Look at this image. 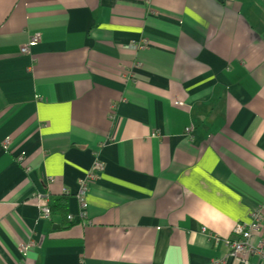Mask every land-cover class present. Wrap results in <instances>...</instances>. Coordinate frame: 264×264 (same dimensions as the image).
Listing matches in <instances>:
<instances>
[{"label": "crops", "instance_id": "0c3cea01", "mask_svg": "<svg viewBox=\"0 0 264 264\" xmlns=\"http://www.w3.org/2000/svg\"><path fill=\"white\" fill-rule=\"evenodd\" d=\"M263 205L264 0H0V264H242Z\"/></svg>", "mask_w": 264, "mask_h": 264}, {"label": "built area", "instance_id": "2783aa9c", "mask_svg": "<svg viewBox=\"0 0 264 264\" xmlns=\"http://www.w3.org/2000/svg\"><path fill=\"white\" fill-rule=\"evenodd\" d=\"M40 40V34H34L26 44H21L18 46V50L21 54H29L30 48L34 45H36ZM130 49L133 51H140L144 50L146 48V42H143L141 44H131L129 46ZM111 118V116H110ZM191 128L188 127L185 129L186 133L190 134ZM5 147L8 144V141H5L2 143ZM23 154H20L16 156V160L19 162L23 159ZM97 160V159H96ZM94 160L92 163V167L87 173V176L80 180L78 182V191L76 193V198L79 203L80 207V218H86V207L87 204L85 202V191L89 185V183L96 178L98 173L103 171V164L98 160ZM96 161V162H95ZM51 182V180H49ZM87 192V191H86ZM261 208H264V205L260 207L259 210L255 211L254 214L251 216V222L250 223H238L234 228V235L236 236V239H231L227 242V245L229 247L230 254L233 258L241 260V262L245 263L246 257L249 256H256L257 258H261L264 261V240H259L257 242H252V239L254 238V234L259 231L258 222L260 219V211ZM42 215L47 218L50 211L47 207H44L42 210ZM69 220L72 219V216L67 217ZM30 243L20 247L18 250L21 255H25L28 249L30 248ZM246 264V263H245Z\"/></svg>", "mask_w": 264, "mask_h": 264}, {"label": "rangeland", "instance_id": "374dc122", "mask_svg": "<svg viewBox=\"0 0 264 264\" xmlns=\"http://www.w3.org/2000/svg\"><path fill=\"white\" fill-rule=\"evenodd\" d=\"M29 40H30V39H29ZM29 40H28V41H29ZM39 41H40V40H39ZM25 44H26V43H25ZM20 54H21V53H20ZM1 147H2V149H4L5 151H7V149H8L7 146L5 147L3 144L1 145ZM23 157H24V156H23ZM96 159H97V160H96ZM95 160L98 161L99 159H98L97 157H95ZM96 161H95V162H96ZM93 164H94V163H93ZM88 189H89V185H88V187H87V189H86L87 192H88ZM86 191H85V193H87ZM60 195H61V197H63V198H65V197L67 198V197L70 196L71 194H70L67 190L63 189V190L61 191ZM75 196H76V193L73 195V197H75ZM36 197H37L38 199H43L41 194H37ZM84 199H85V202H86V194H85V198H84ZM46 200H47V199H46ZM44 207H46V205L42 206V207H41V210H42ZM66 216L68 217V216H72V215L67 214ZM40 218H41V219H46L41 213H40ZM84 218H85V217H84ZM84 218H81V221H80L81 224H84V223H83V219H84ZM72 219H73V216H72ZM72 219H71V220H72ZM71 220H69V221H71ZM262 221H263V219H262V216L260 215V219H259V222H258L259 230H260V223H261V225H262ZM27 244H28V243H27ZM27 244H24V245L22 244V245H20V247H23V246H25V245H27ZM20 247H19V248H20ZM22 256H23V255H22ZM248 256H249V255H248ZM249 257H250V256H249ZM232 258H233V257H232ZM246 258H247V257H246ZM233 259H235V258H233ZM257 259H258L259 261L257 260V263H256V264H259V263L262 264V262H264L261 258H257ZM235 260H237L238 262H240V263H242V264H245V263H246V264H249V262H248L247 259L245 260V263H244V262H241V260L239 261V259H235Z\"/></svg>", "mask_w": 264, "mask_h": 264}, {"label": "trees", "instance_id": "16d2710c", "mask_svg": "<svg viewBox=\"0 0 264 264\" xmlns=\"http://www.w3.org/2000/svg\"><path fill=\"white\" fill-rule=\"evenodd\" d=\"M50 209H51V214H53L55 212H60L61 214L62 213L64 214L66 211L65 198H63V197L55 198L52 201V204L50 205ZM65 220H66V218H65Z\"/></svg>", "mask_w": 264, "mask_h": 264}, {"label": "flooded vegetation", "instance_id": "af4514ba", "mask_svg": "<svg viewBox=\"0 0 264 264\" xmlns=\"http://www.w3.org/2000/svg\"><path fill=\"white\" fill-rule=\"evenodd\" d=\"M50 182V181H49ZM49 197V196H48ZM42 198H44V201L47 199V197H44V196H42ZM75 198H76V196H75ZM76 200H77V198H76ZM45 203V202H44ZM45 205H46V207L49 209V211H50V213H49V215H48V217L47 218H49V216H51L52 214H51V209H50V202L48 201V200H46V203H45ZM40 213L42 214V211H41V208H40ZM46 218V219H47ZM66 219L67 220H69L68 218H67V216H66ZM30 243V247H32L33 246V242H29Z\"/></svg>", "mask_w": 264, "mask_h": 264}]
</instances>
